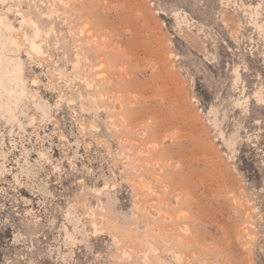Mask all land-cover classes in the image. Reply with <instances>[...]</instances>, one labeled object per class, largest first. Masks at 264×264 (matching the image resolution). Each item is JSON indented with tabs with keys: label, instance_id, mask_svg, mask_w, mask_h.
<instances>
[{
	"label": "rangeland",
	"instance_id": "374dc122",
	"mask_svg": "<svg viewBox=\"0 0 264 264\" xmlns=\"http://www.w3.org/2000/svg\"><path fill=\"white\" fill-rule=\"evenodd\" d=\"M0 20L22 79L0 264H264V0H0Z\"/></svg>",
	"mask_w": 264,
	"mask_h": 264
},
{
	"label": "bare ground",
	"instance_id": "6f19581e",
	"mask_svg": "<svg viewBox=\"0 0 264 264\" xmlns=\"http://www.w3.org/2000/svg\"><path fill=\"white\" fill-rule=\"evenodd\" d=\"M0 26H3V28L7 29L8 31L10 29H12L11 25L3 23L1 20H0ZM7 36H8V34H7ZM1 37L3 38L2 29H0V53L2 52L3 49L10 47L7 45V43L2 41ZM36 37H37V30L33 29V35L31 37L29 43L31 44L32 50L35 51L36 53H39L40 49L34 43V39ZM4 39H6V38H4ZM4 58H6V57H4ZM20 72H21L20 62L19 63H15V62L12 63L11 67L8 69L0 66V103H1V107L8 106L14 98L22 96V92H21L22 79L20 77Z\"/></svg>",
	"mask_w": 264,
	"mask_h": 264
}]
</instances>
